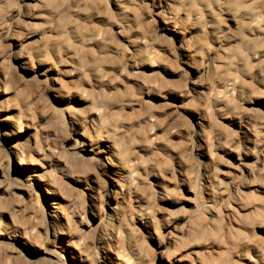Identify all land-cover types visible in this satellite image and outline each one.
I'll use <instances>...</instances> for the list:
<instances>
[{
  "label": "bare ground",
  "instance_id": "1",
  "mask_svg": "<svg viewBox=\"0 0 264 264\" xmlns=\"http://www.w3.org/2000/svg\"><path fill=\"white\" fill-rule=\"evenodd\" d=\"M0 264H264V0H0Z\"/></svg>",
  "mask_w": 264,
  "mask_h": 264
}]
</instances>
